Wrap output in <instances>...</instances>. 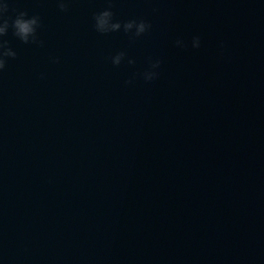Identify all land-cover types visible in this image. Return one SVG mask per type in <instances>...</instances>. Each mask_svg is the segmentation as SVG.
I'll list each match as a JSON object with an SVG mask.
<instances>
[{
	"label": "water",
	"instance_id": "1",
	"mask_svg": "<svg viewBox=\"0 0 264 264\" xmlns=\"http://www.w3.org/2000/svg\"><path fill=\"white\" fill-rule=\"evenodd\" d=\"M65 2L5 13L0 264H264V0Z\"/></svg>",
	"mask_w": 264,
	"mask_h": 264
},
{
	"label": "clouds",
	"instance_id": "2",
	"mask_svg": "<svg viewBox=\"0 0 264 264\" xmlns=\"http://www.w3.org/2000/svg\"><path fill=\"white\" fill-rule=\"evenodd\" d=\"M59 6L63 9L67 7L65 0H58ZM9 9V0H0V38L4 37L10 27V21L5 18V13ZM95 28L101 33H108L118 31L121 28L125 32L133 33L135 37L141 36L148 31L150 24L143 20L130 19L125 22L114 19V13L111 7L105 8L102 11L95 14ZM40 17L38 15L29 16L26 11H20L15 16V19L11 21V27L14 30L13 34L18 37L21 41L35 42L37 40V29L40 26ZM43 44V41H40ZM8 41L0 39V72H2L6 66L7 57H15L17 52L12 47L6 46ZM177 46L184 47V41L181 39L176 40ZM191 45L193 48H199L201 45V37L195 35L192 37ZM126 56V53L121 51L117 53L112 59L113 63L119 65L122 59ZM128 63H135L133 58L128 60ZM159 60L151 63L149 70L143 73V77L146 81L153 80L157 72L155 69L159 67Z\"/></svg>",
	"mask_w": 264,
	"mask_h": 264
}]
</instances>
